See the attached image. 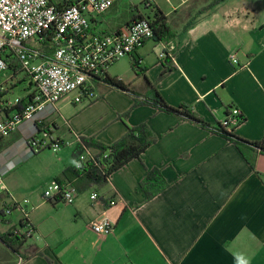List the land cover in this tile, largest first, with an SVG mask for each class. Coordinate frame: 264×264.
I'll list each match as a JSON object with an SVG mask.
<instances>
[{"label": "crops", "instance_id": "0c3cea01", "mask_svg": "<svg viewBox=\"0 0 264 264\" xmlns=\"http://www.w3.org/2000/svg\"><path fill=\"white\" fill-rule=\"evenodd\" d=\"M120 1L110 12L117 13ZM191 1H171L167 11L154 0L178 33L168 42L175 50L160 59L167 43L146 42L133 56L141 61L140 75L127 82L117 77L132 93L112 87L67 122L59 105L69 96L65 97L42 113L40 122L23 125L0 144L4 182L12 168L35 156L27 142L40 130L49 129L62 141L74 140L73 158L66 147L58 152L59 164L48 182L67 184L71 182L64 171L82 155L75 137L96 138L110 146L125 136L127 124H147L157 138L140 159L114 173L104 186L78 190L73 205L33 195L29 220L36 233L27 239L22 254L0 237V264H264V155L252 146L242 151L214 130L152 106L132 109L136 100L146 98L152 84L170 106H190L211 127L225 122L229 108H238L246 121L235 134L248 142L264 139V15L253 3L228 0H206L186 15L185 5ZM134 15L145 16L137 8L121 22L102 16L96 30L118 31ZM149 42L159 45L158 54L154 48L146 51ZM232 56L239 63L234 64ZM8 80L0 85L10 98L15 84ZM102 85L108 84L97 82L94 92H103ZM72 100L66 103L79 105ZM129 111L126 123L121 116ZM154 168L161 176L152 185L155 197L148 200L141 183ZM5 186L6 194L0 198H12ZM94 193L100 196L95 202ZM114 199L122 202L111 206ZM10 204L6 202L5 208L16 205ZM16 211L0 221V226L10 227L0 230V236L21 231L23 218L19 228L12 221ZM103 214L114 224L108 236L91 228Z\"/></svg>", "mask_w": 264, "mask_h": 264}, {"label": "built area", "instance_id": "2783aa9c", "mask_svg": "<svg viewBox=\"0 0 264 264\" xmlns=\"http://www.w3.org/2000/svg\"><path fill=\"white\" fill-rule=\"evenodd\" d=\"M120 0H0V75L10 72V58H16L32 89L24 99L13 100L0 85V144L10 139L23 125L37 123L49 107L72 95V102L80 104L95 96V84L104 81L111 68L125 57H133L146 42L154 39L155 33L148 18L138 19L118 32L101 33L96 24ZM154 0L147 4L150 7ZM51 45V46H49ZM175 50L172 43L165 44L160 59L170 56ZM234 64L239 63L232 56ZM14 76H17L13 73ZM10 81V80H8ZM7 81V82H8ZM13 79L11 82L13 83ZM6 82V83H7ZM238 108L231 111L230 123L239 124ZM227 121L223 123L225 125ZM38 135H43L39 140ZM32 136L27 145L31 152L49 149L60 152L71 142L62 141L49 129H42ZM80 142V136H77ZM95 156L86 150L80 157L85 162ZM7 187L0 178V197ZM79 197L78 189L70 183H51L44 192V200L73 205ZM99 194L91 196L92 201ZM122 200L110 201L116 206ZM30 204L29 201L26 202ZM21 209L24 212L21 234L27 239L36 233L27 209L18 203L6 210L9 216ZM28 208V206H27ZM92 230L101 236L114 231V224L104 214L91 223Z\"/></svg>", "mask_w": 264, "mask_h": 264}, {"label": "trees", "instance_id": "16d2710c", "mask_svg": "<svg viewBox=\"0 0 264 264\" xmlns=\"http://www.w3.org/2000/svg\"><path fill=\"white\" fill-rule=\"evenodd\" d=\"M144 2L147 5L150 0H144ZM149 9L153 11V17L150 16L148 19H150L152 27L154 29V39L158 42L163 43H168L176 39L178 33L169 25L168 17L165 15V13L156 4H152ZM143 18L145 17L142 15H134L131 18V22L125 24V26L138 19ZM193 24L194 23L190 25ZM123 27L124 26H122L121 28ZM121 28L118 31H120ZM9 63L10 72L15 73L16 75L22 72L21 65L16 58H10ZM140 63V59L133 57L132 68L135 71L137 70V75H140ZM104 82L120 91L132 93L129 85H126L117 77H111L110 75H108ZM25 101L26 100L24 99L22 103H24ZM144 105L152 106L158 111L179 116L184 120H188L190 122L199 124L204 128L214 130L215 133H218L231 142L236 143L242 151L246 148V146H252L264 155V139L258 142H248L244 139H241L235 134L238 126L246 121V117L241 112V114L237 116L240 121L239 124L237 126H232L230 123V116L231 111L234 109L233 107L228 109V113L226 116L227 123L225 125L219 124L217 127H211L210 124L199 117L190 106H170L162 97L160 92L152 84L149 85V94L146 96V98L143 101L136 100L132 109ZM130 114L131 111L122 115V120L127 123V119L129 118ZM80 142L82 154L86 150L95 151L96 154L85 162L78 159L74 167L68 168L64 171V175H66L67 179L71 182L70 184L75 186L78 190L90 188L92 186H104L110 181L114 173L128 165L131 161L140 159L142 155H144L148 151V149L156 144L157 138L152 133L147 124H141L139 126H130L129 124H127V132L125 136L110 146L99 142L96 138H85L82 136L80 137ZM34 154L36 155L37 153ZM251 164L252 166H254L253 161H251ZM160 176L161 171L154 168L149 172L147 179L141 183L142 189L146 193L148 200H151L155 197L156 194L152 192V185L154 184V181L160 178ZM73 179H76V181ZM14 210H16V208H14ZM4 216H7L6 211L4 212ZM27 220L30 221L29 218H27ZM22 227H24L23 220ZM0 237L4 241V243L22 254V249L27 241V237L25 235L23 236L21 232L14 230L2 234ZM22 257L24 256L22 255Z\"/></svg>", "mask_w": 264, "mask_h": 264}, {"label": "rangeland", "instance_id": "374dc122", "mask_svg": "<svg viewBox=\"0 0 264 264\" xmlns=\"http://www.w3.org/2000/svg\"><path fill=\"white\" fill-rule=\"evenodd\" d=\"M156 2L160 3L162 7L169 11L171 9V1L175 4H178V0H155ZM206 0H192L191 2H188L186 7V15L190 12H195L200 9L201 4ZM236 1H240L243 4H251L256 6V8L259 10V12L264 15V0H228L229 3H233ZM156 4L157 3H153ZM117 13L107 12L103 16L106 18H110L113 22L118 21H125L128 18L131 17L132 14L136 11V8L139 9L141 12H143L144 17L149 18L150 16L153 17V11L149 9V7L145 4L144 0H121L120 4L118 5ZM159 7V5H157ZM160 8V7H159ZM199 8V9H197ZM161 9V8H160ZM197 9V10H195ZM207 9V8H206ZM111 14H113L111 16ZM115 15V17H114ZM264 18V17H263ZM155 47H159V45H155L153 42L148 43V47L146 51H151L152 48L155 51L154 53L158 54V48L155 49ZM150 53V52H149ZM155 54V55H156ZM132 59L130 57H125L121 59L116 65H114L111 70L110 74L113 77H119L120 79L125 80L126 82L129 80H132L133 78H136L137 70H133L132 68ZM13 72H8L6 74L0 75V81H3L5 79H9L10 81L13 79L15 82L14 91L11 93V99L16 100L17 98L24 99L28 96L29 91L32 89L31 84L29 80L23 75H17L13 76ZM144 89L145 83L141 85ZM101 88H103V92H101V89H97V93H95V96L91 99H86L83 104H79L78 106H74L71 103L67 104L66 102L69 101L73 96L70 95L67 99L62 101L60 105V109L64 115L65 122L67 120H70L74 116H76L78 113L82 112L83 109L88 107L91 102L96 101L101 96H104L106 93L112 89L109 85H102ZM141 89H137L136 92L141 93ZM69 99V100H68ZM39 140H43V135H38ZM75 140L77 138L75 137ZM15 141V139H14ZM74 141V140H73ZM71 141L72 143H74ZM76 147H66L65 150H69L70 157L73 158V152ZM37 155L30 157L28 160H22L17 167L12 168L11 174L8 175L6 180L3 182L6 183L11 192H12V198L4 199L0 198V206L2 209V212L0 213V221L4 218V212L8 209L5 208V204L7 203H18L23 208L27 209L28 212H32V199L36 196L37 198L42 199L44 196V192L47 187L50 185L49 178L51 177L52 173L56 170L57 165L59 164L57 162V158L60 154L54 153L53 151H48L47 149H43L42 151H36ZM5 184V185H6ZM6 192H4V195ZM34 195V196H33ZM44 200V198H43ZM17 201V202H16ZM27 201L30 202L29 205H27ZM47 201V200H46ZM10 204L9 206H12ZM28 206V208H27ZM24 212L19 209L18 211L14 212L12 216V221H14V225H17V228H19V221L24 217ZM7 216L6 218H8ZM2 224V223H1ZM12 227V226H11ZM10 228L9 226H4L2 224L0 226V230H7Z\"/></svg>", "mask_w": 264, "mask_h": 264}]
</instances>
